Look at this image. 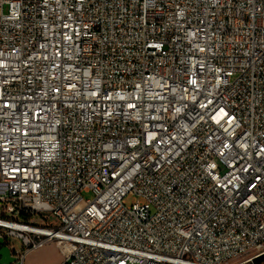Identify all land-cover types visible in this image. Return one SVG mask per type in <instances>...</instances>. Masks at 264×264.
I'll return each mask as SVG.
<instances>
[{
  "label": "built area",
  "instance_id": "2783aa9c",
  "mask_svg": "<svg viewBox=\"0 0 264 264\" xmlns=\"http://www.w3.org/2000/svg\"><path fill=\"white\" fill-rule=\"evenodd\" d=\"M0 238L10 264L264 253V0H0Z\"/></svg>",
  "mask_w": 264,
  "mask_h": 264
},
{
  "label": "rangeland",
  "instance_id": "374dc122",
  "mask_svg": "<svg viewBox=\"0 0 264 264\" xmlns=\"http://www.w3.org/2000/svg\"><path fill=\"white\" fill-rule=\"evenodd\" d=\"M81 196L86 199V198H91L92 193L91 192H81ZM135 197L127 195L125 197V203L127 205L131 204L134 201ZM53 242H48L44 244L43 247L30 252L26 256L25 264H56L57 261L59 260L58 256V251ZM12 244L15 246V248H20L21 243L19 240L15 239L12 240ZM264 264V261L261 262Z\"/></svg>",
  "mask_w": 264,
  "mask_h": 264
},
{
  "label": "water",
  "instance_id": "95a60500",
  "mask_svg": "<svg viewBox=\"0 0 264 264\" xmlns=\"http://www.w3.org/2000/svg\"><path fill=\"white\" fill-rule=\"evenodd\" d=\"M15 257L9 254V250L5 244H3L2 238H0V264H10L14 261ZM264 261V253L255 256L250 264H260Z\"/></svg>",
  "mask_w": 264,
  "mask_h": 264
},
{
  "label": "crops",
  "instance_id": "0c3cea01",
  "mask_svg": "<svg viewBox=\"0 0 264 264\" xmlns=\"http://www.w3.org/2000/svg\"><path fill=\"white\" fill-rule=\"evenodd\" d=\"M52 244H53V243H52ZM54 244H55V243H54ZM43 246H44V245H42V246H40V247H38V248H34V249L29 250V251L25 254V256H24V264H25L26 256H27L30 252H33V251H35V250H37V249H39V248H41V247H43ZM55 246H56V244H55ZM56 248H57L58 256H59V260L57 261L56 264H60V263L62 262L63 255H62V253L59 251V249H58L57 246H56ZM50 264H51V263H50Z\"/></svg>",
  "mask_w": 264,
  "mask_h": 264
}]
</instances>
